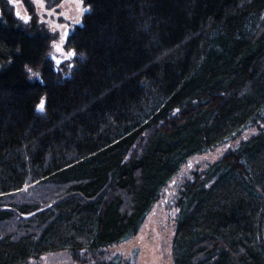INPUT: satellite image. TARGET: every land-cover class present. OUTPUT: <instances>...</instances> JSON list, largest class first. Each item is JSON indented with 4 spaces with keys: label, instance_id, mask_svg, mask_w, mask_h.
Masks as SVG:
<instances>
[{
    "label": "trees",
    "instance_id": "16d2710c",
    "mask_svg": "<svg viewBox=\"0 0 264 264\" xmlns=\"http://www.w3.org/2000/svg\"><path fill=\"white\" fill-rule=\"evenodd\" d=\"M84 1L64 76L34 2L0 0V264H131L108 249L237 140L175 193L173 264H264V0Z\"/></svg>",
    "mask_w": 264,
    "mask_h": 264
},
{
    "label": "rangeland",
    "instance_id": "374dc122",
    "mask_svg": "<svg viewBox=\"0 0 264 264\" xmlns=\"http://www.w3.org/2000/svg\"><path fill=\"white\" fill-rule=\"evenodd\" d=\"M9 1L12 3V0ZM32 1L35 4L36 12L40 20L47 25L55 37L51 42V47L47 54L48 58L52 60L56 71L61 72L64 76H70L75 55H70L71 49L67 48L66 43L69 35L75 28L79 25H83L84 15L88 10L84 12L79 11L75 0H61L52 7H49L46 1L49 8H55V13H49L42 7H39L35 3V0ZM13 5L15 6L16 14L17 10L20 11V18L30 15L23 0ZM84 5L88 7L85 1ZM64 13H67V15ZM62 37H64L63 40ZM53 41H56L57 44H61L64 51H58ZM31 78L43 80L41 71L31 70ZM41 103H43V108L40 107ZM41 103L38 106L39 110L44 109V99ZM255 132L256 129L247 130L245 136L248 137ZM238 142V140L231 141L219 146L215 150L192 157L174 177L173 181L163 190L159 200L148 214L140 231L132 238L110 247L108 253L119 255L123 259L130 260L131 264H173V240L176 215L178 212L174 201L175 193L179 189V186L191 176L193 170L206 168L209 163L218 159L228 148L236 146ZM29 264L78 263L72 259L67 251H57L47 253L40 259L31 261Z\"/></svg>",
    "mask_w": 264,
    "mask_h": 264
},
{
    "label": "snow or ice",
    "instance_id": "6c2138e0",
    "mask_svg": "<svg viewBox=\"0 0 264 264\" xmlns=\"http://www.w3.org/2000/svg\"><path fill=\"white\" fill-rule=\"evenodd\" d=\"M19 2H21V0H12L13 4H18ZM75 2L77 4L78 10L81 12H84V11H87L90 9V5L88 7H85L84 0H75ZM35 3L39 7H42L46 12L55 13V8H49L46 4V0H35ZM64 14L67 15V13H64ZM17 15L21 16V13L19 10H17ZM22 19H24L25 21H28L31 19V16L30 15L22 16ZM63 39H64V37H62V40ZM53 44L55 45V47L57 48L58 51H64L61 44H57L56 41H53ZM70 55L71 56L76 55L75 49L70 50ZM29 71H31V69H29ZM40 107L43 108V103H41Z\"/></svg>",
    "mask_w": 264,
    "mask_h": 264
}]
</instances>
